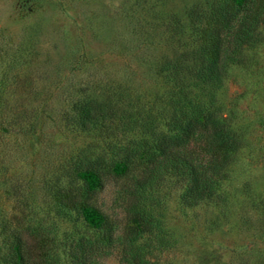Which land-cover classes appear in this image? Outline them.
Masks as SVG:
<instances>
[{
    "label": "rangeland",
    "instance_id": "rangeland-1",
    "mask_svg": "<svg viewBox=\"0 0 264 264\" xmlns=\"http://www.w3.org/2000/svg\"><path fill=\"white\" fill-rule=\"evenodd\" d=\"M192 1L0 0V207L16 216L25 240L37 228L39 243L60 263L65 238L81 227L55 215L53 195L80 182L77 159L99 161L102 187L87 200L115 224V236L129 225L141 167L113 171L120 148L139 134L81 128L78 105L120 93L160 110L167 88L160 64L190 42L184 7ZM260 29L262 39L243 50L220 92L243 146L217 197L185 204V182L165 175L149 192L172 243L155 250L161 264H264V24ZM97 260L125 264L118 243Z\"/></svg>",
    "mask_w": 264,
    "mask_h": 264
},
{
    "label": "trees",
    "instance_id": "trees-1",
    "mask_svg": "<svg viewBox=\"0 0 264 264\" xmlns=\"http://www.w3.org/2000/svg\"><path fill=\"white\" fill-rule=\"evenodd\" d=\"M190 42H185L160 64L167 84L164 105H132L118 94L84 99L77 108L81 128L119 127L139 137L120 148L112 170L126 172L141 164L128 206L126 232L115 236L116 226L87 196L102 187L97 158H79L73 171L80 181L53 195L52 210L60 219L81 227L68 235L66 258H58L40 244L37 228L22 237L21 223L0 207V264H98L120 246L125 264H161L156 249L169 248L171 238L162 217L155 212L150 190L165 176L182 179L181 201L195 204L217 197L228 163L243 146L235 117L220 99L233 65L243 61V50L262 39L264 0H195L184 7ZM67 239V240H66Z\"/></svg>",
    "mask_w": 264,
    "mask_h": 264
}]
</instances>
